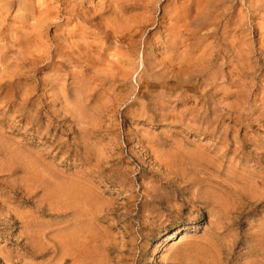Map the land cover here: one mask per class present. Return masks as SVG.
I'll return each mask as SVG.
<instances>
[{"label":"rangeland","instance_id":"obj_1","mask_svg":"<svg viewBox=\"0 0 264 264\" xmlns=\"http://www.w3.org/2000/svg\"><path fill=\"white\" fill-rule=\"evenodd\" d=\"M101 1L0 0V264H264V0Z\"/></svg>","mask_w":264,"mask_h":264},{"label":"bare ground","instance_id":"obj_2","mask_svg":"<svg viewBox=\"0 0 264 264\" xmlns=\"http://www.w3.org/2000/svg\"><path fill=\"white\" fill-rule=\"evenodd\" d=\"M18 1H19V0H18ZM100 1H101V0H100ZM105 1H106V0H105ZM105 1H104V2H105ZM109 1H110V0H109ZM115 1L118 2V0H115ZM187 1H188V0H187ZM14 2H15V1H14ZM23 2H24V1H23ZM101 2H102V1H101ZM112 2H113V1H112ZM117 2H116V3H117ZM161 2H162V1H161ZM183 2H184V1H183ZM231 2H232V1H231ZM12 3H13V2H12ZM12 3H11V4H12ZM121 3H122V2H121ZM223 3H224V2H223ZM235 3H236V2H235ZM102 4H103V2L101 3V5H102ZM109 4H110V2H109ZM109 4H108V5H109ZM183 4H184V7L187 8L188 4H186V3H183ZM3 5H4V4H3ZM20 5H21V4H20ZM20 5H19V6H20ZM69 5H70V4H69ZM97 5H98V4H97ZM105 5H106V3H105ZM118 5H119V4H118ZM127 5H131V4H127ZM160 5H161V4H159V6H160ZM218 5H219V4H218ZM231 5H232V4H231ZM12 6H13V5H12ZM61 6H62V5H61ZM226 6H227V5H226ZM101 7H102V6H101ZM101 7H100V8H101ZM95 8H96V7H95ZM158 8H159V7H158ZM221 8H222V7H221ZM104 9H105V8H104ZM208 9H209V8H208ZM218 9H219V8H218ZM92 10H93V9H92ZM18 11H19V10H18ZM159 11H160V10H159ZM59 12H60V11H59ZM18 14H19V13H18ZM18 14H17V15H18ZM158 14H159V13H158ZM135 16H136V15H135ZM136 17H137V16H136ZM138 17H139V16H138ZM86 18H87V17H86ZM1 19H2V18H1ZM52 19H53V18H52ZM124 19H125V18H124ZM134 20H135V19H134ZM5 21H6V20H5ZM123 22H124V21H123ZM8 27H9V26H8ZM178 27H179V26H178ZM51 28H52V27H51ZM51 28H50V29H51ZM153 28H154V27H153ZM153 28H151V29H153ZM121 29H122V28H121ZM149 29H150V28H149ZM154 29H155V28H154ZM138 30H139V29H138ZM110 31H111V30H110ZM148 31H149V30H148ZM134 32H135V31H134ZM125 33H126V32H125ZM134 34H135V33H134ZM32 35H33V34H32ZM92 35H93V34H92ZM137 35H138V34H137ZM135 36H136V35H135ZM139 37H140V35H139ZM56 38H57V37H56ZM145 38H146V37H145ZM125 42H126V41H125ZM184 42H185V41H184ZM30 44H31V43H30ZM33 44H34V43H33ZM27 47H28V46H27ZM16 58L18 59V57H16ZM32 58H33V56H32ZM140 59H142V58H140ZM33 61H34V60H33ZM38 61H39V60H38ZM21 63H22V62H21ZM27 63H28V62H27ZM45 64H46V63H45ZM142 65H143V64H142ZM126 73H127V72H126ZM118 114H119V113H118ZM107 116H108V115H107ZM110 141H111V140H110ZM237 183H238V182H237ZM240 189H241V188H240ZM96 220H97V219H96ZM74 223H75V222H74ZM75 224H76V223H75ZM75 231H76V230H75ZM58 236H59V235H58ZM88 238H89V236H88ZM74 241H75V238L68 237V238H67V241H66V242H67V246H68V247L75 246V245H74V244H75ZM82 241H83V240H82ZM90 242H91V241H90ZM48 249H49V248H48ZM50 249H51V248H50ZM77 250H78V249H77ZM113 250H114V248H113ZM48 251H49V250H48ZM90 251H91V250H90ZM78 252H79V250H78ZM101 253H102V252H101ZM80 254H81V253H79L78 255L80 256ZM84 254H85V253H84ZM84 254H83V255H84ZM94 255H95V254H94ZM84 256H85V255H84ZM87 256H88V255H87Z\"/></svg>","mask_w":264,"mask_h":264}]
</instances>
